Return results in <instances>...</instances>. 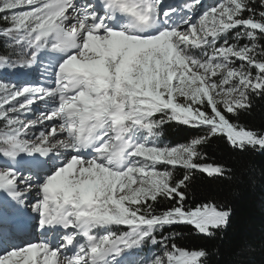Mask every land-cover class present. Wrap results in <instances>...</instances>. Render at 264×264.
Wrapping results in <instances>:
<instances>
[{"label": "snow or ice", "instance_id": "obj_1", "mask_svg": "<svg viewBox=\"0 0 264 264\" xmlns=\"http://www.w3.org/2000/svg\"><path fill=\"white\" fill-rule=\"evenodd\" d=\"M257 100L264 0H0V264H211L176 229L230 225L188 192L213 139L264 153Z\"/></svg>", "mask_w": 264, "mask_h": 264}, {"label": "trees", "instance_id": "obj_2", "mask_svg": "<svg viewBox=\"0 0 264 264\" xmlns=\"http://www.w3.org/2000/svg\"><path fill=\"white\" fill-rule=\"evenodd\" d=\"M239 122L249 129L264 131V100H257ZM195 130L167 127L165 142L177 144L198 135ZM209 162L232 170L230 179H212L196 173L189 189L188 203L214 201L234 210L228 228L214 238L197 235L191 226H180L178 243L188 248H206L211 264H264V153L239 152L223 138L213 139L204 149Z\"/></svg>", "mask_w": 264, "mask_h": 264}, {"label": "rangeland", "instance_id": "obj_3", "mask_svg": "<svg viewBox=\"0 0 264 264\" xmlns=\"http://www.w3.org/2000/svg\"><path fill=\"white\" fill-rule=\"evenodd\" d=\"M205 3H212V0H204Z\"/></svg>", "mask_w": 264, "mask_h": 264}]
</instances>
